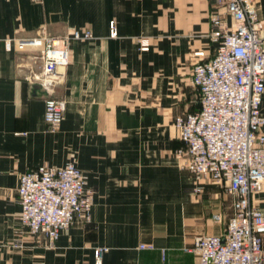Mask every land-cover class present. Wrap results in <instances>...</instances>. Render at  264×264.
Listing matches in <instances>:
<instances>
[{
    "label": "crops",
    "instance_id": "crops-1",
    "mask_svg": "<svg viewBox=\"0 0 264 264\" xmlns=\"http://www.w3.org/2000/svg\"><path fill=\"white\" fill-rule=\"evenodd\" d=\"M213 2L0 0V264H193L196 255L184 247L197 234L222 232L212 214H227L230 198L181 167L176 150L185 144L174 125L177 114L200 105L191 68L212 54ZM255 4L264 20V0ZM112 19L116 36L109 35ZM75 28L93 37L70 41V63L54 86L65 115L51 129L47 93L28 78L37 70L35 50L6 49L3 40ZM198 50L203 55H193ZM71 158L93 188L91 222L76 220L49 244L19 220L18 176ZM252 202L264 207V189ZM98 246L108 248L100 263Z\"/></svg>",
    "mask_w": 264,
    "mask_h": 264
},
{
    "label": "built area",
    "instance_id": "built-area-1",
    "mask_svg": "<svg viewBox=\"0 0 264 264\" xmlns=\"http://www.w3.org/2000/svg\"><path fill=\"white\" fill-rule=\"evenodd\" d=\"M256 1L214 0L207 34L212 54L191 68L199 108L174 117L185 144L176 150L181 167L221 186L230 198L227 214H212L222 232L197 234L184 247L196 255L193 264H264V207L252 202L253 194L264 189V20ZM109 35H117L114 19L109 21ZM92 37L89 28H75L62 35L40 31L3 40L6 49L35 50L29 56L37 70L28 78L47 93L44 119L51 129L58 128L65 115L66 100L54 95V86L70 63V41ZM148 48V39L141 37L140 49ZM16 201L21 224L52 244L76 220L91 222L93 188L71 158L63 165L42 163L22 171ZM107 249L94 248L97 263Z\"/></svg>",
    "mask_w": 264,
    "mask_h": 264
}]
</instances>
